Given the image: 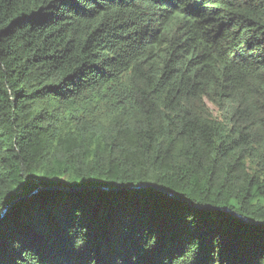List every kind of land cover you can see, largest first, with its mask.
<instances>
[{
	"label": "trees",
	"instance_id": "obj_1",
	"mask_svg": "<svg viewBox=\"0 0 264 264\" xmlns=\"http://www.w3.org/2000/svg\"><path fill=\"white\" fill-rule=\"evenodd\" d=\"M0 264H264V0H0Z\"/></svg>",
	"mask_w": 264,
	"mask_h": 264
},
{
	"label": "water",
	"instance_id": "obj_2",
	"mask_svg": "<svg viewBox=\"0 0 264 264\" xmlns=\"http://www.w3.org/2000/svg\"><path fill=\"white\" fill-rule=\"evenodd\" d=\"M99 190L102 189V190H105V191H114V190H117V189H121V188H108V187H101V188H98ZM165 192V191H164ZM13 204V203H12ZM12 204H9L1 213V216H3L5 214V212L7 211V209L12 205ZM239 217H241L240 215H238ZM244 221H248L249 222V219L248 218H243L241 217Z\"/></svg>",
	"mask_w": 264,
	"mask_h": 264
},
{
	"label": "rangeland",
	"instance_id": "obj_3",
	"mask_svg": "<svg viewBox=\"0 0 264 264\" xmlns=\"http://www.w3.org/2000/svg\"><path fill=\"white\" fill-rule=\"evenodd\" d=\"M210 107H212L211 105H210ZM213 108V107H212Z\"/></svg>",
	"mask_w": 264,
	"mask_h": 264
}]
</instances>
